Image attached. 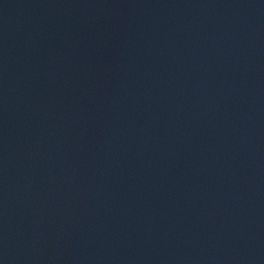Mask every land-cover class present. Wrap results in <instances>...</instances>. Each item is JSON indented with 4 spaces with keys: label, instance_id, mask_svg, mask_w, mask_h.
<instances>
[{
    "label": "water",
    "instance_id": "water-1",
    "mask_svg": "<svg viewBox=\"0 0 264 264\" xmlns=\"http://www.w3.org/2000/svg\"><path fill=\"white\" fill-rule=\"evenodd\" d=\"M0 264H264V0H0Z\"/></svg>",
    "mask_w": 264,
    "mask_h": 264
}]
</instances>
